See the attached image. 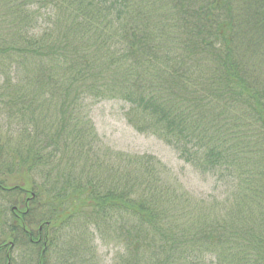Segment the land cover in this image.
<instances>
[{
	"label": "trees",
	"instance_id": "obj_1",
	"mask_svg": "<svg viewBox=\"0 0 264 264\" xmlns=\"http://www.w3.org/2000/svg\"><path fill=\"white\" fill-rule=\"evenodd\" d=\"M2 11L12 23L0 52L19 55L21 89L36 77L40 118L62 109L60 129L43 126L26 153L9 155L15 171L42 178L31 190L49 247L73 243L81 218L96 229L116 218L130 247L121 264H264V0H0ZM109 99L129 104L137 132L233 187L230 205L189 198L152 156L92 148L84 106ZM63 127L89 176L53 167ZM6 189L0 180L1 197L22 192Z\"/></svg>",
	"mask_w": 264,
	"mask_h": 264
},
{
	"label": "rangeland",
	"instance_id": "obj_2",
	"mask_svg": "<svg viewBox=\"0 0 264 264\" xmlns=\"http://www.w3.org/2000/svg\"><path fill=\"white\" fill-rule=\"evenodd\" d=\"M10 23H12V21L10 16L7 15V12H0V31L5 32L2 30V26L10 27ZM22 24L25 25V22ZM5 36H9V34L6 33ZM18 58L19 55L17 54L10 56L3 51L0 52V86L5 82V84L0 87V146H2L0 150V180H3L4 184L9 188L19 186L22 188V192L23 189L32 192L31 188L36 185L39 186V182L42 183V178L28 170L20 172L15 171V165H12V159L9 158V155L26 153L27 147L32 144L31 142L35 141V135L37 133L39 134L38 131H40L43 126H48L52 130L60 129L62 126L60 121L62 119L60 113L62 109L59 103H57V110H55V112L47 111L48 109L44 108L42 112L44 111L52 117L40 118L41 111H39L38 101L39 83L35 80L36 77L30 75V79L33 78L32 81L30 80L31 84L25 86V88H27L26 90L21 89L23 87L22 80L25 69L20 67L17 61H15ZM256 80L264 85L263 75ZM12 86H17L15 89L16 96L22 97V99L18 101V108L14 110L9 109L11 102L17 101V98H10L13 95L11 90ZM128 110L129 104L117 99L103 100L93 105L87 104L84 106V114L86 116L85 129L90 132L89 130L91 127L96 134V139L92 144V148L119 155L152 156L157 161L155 163L158 168L162 169L164 176L167 174V180H170L177 186L179 185L183 192L189 195V198L193 200L206 199L208 202L215 201V203L222 202V205L225 204L226 207L230 205L229 203H225V201H232L233 198L229 197L228 194L233 191V187L226 186L222 181H217L218 175L213 176L210 173L203 174L197 171L196 168L185 163L178 157L179 153L176 149L170 147V145H167L157 137L137 132L132 128L126 118ZM65 120H67V116ZM70 120L72 123L71 118ZM68 134V129L63 127L59 142H54L56 151L59 153H56L57 157L56 161L53 162V167L56 171L58 165L61 170L75 173L77 176H89V174L92 173V168L90 165L88 167L80 162V160L74 156L76 153L70 146ZM50 150H54L53 147H50ZM112 158L115 162L117 160H122L123 157L112 156ZM8 165L9 167L7 168L6 166ZM22 192L11 194L10 196L8 195V198L14 196V198L11 199L7 197L3 198L0 194V210L2 209V212L6 210L2 215L9 219L6 225L1 226L4 218H0L1 247L4 243H9L11 241L17 245L19 244L17 239L18 236H23L21 232H17L12 227L5 228V226H10L12 221H17L14 227L20 228L23 223V227L35 232L39 228L38 215H36L38 218L29 222L26 221L27 214L22 215L20 218H12L11 209L7 210L9 206L16 204L14 202L17 201L18 198L25 195ZM244 201L249 203V205L252 204L250 200ZM39 203L42 204L41 201H39ZM42 209V205H39V210L42 211ZM19 210L24 211L22 207H19ZM24 218L25 220H23ZM111 221L110 226L107 228L102 227L104 224L98 222L101 224V227L96 229L94 227L95 223L89 222V224L86 225L84 224L85 219L83 220V218H81L79 223L80 226H78L80 229H77L74 234L72 233L74 227L68 228L72 235L75 236L74 242L70 243L72 237H64L63 240L65 242L63 240L57 241L59 245L54 248L49 247V245L44 242L45 231L43 230L40 244L42 245L44 243L46 249L44 251L42 264H63L64 259L69 261L70 264H75V261L78 262L81 258H83L84 264H121L123 259L129 254L130 247L122 243L123 240L120 238L119 233L121 230L117 224L116 218ZM66 230L67 229L64 231ZM58 234L59 232L52 236ZM200 236H203V234L199 235V237ZM33 237L35 238L36 235H33ZM25 239L29 241L27 237H25ZM35 246L36 245H29V247L25 249L28 250V260L22 264H35L33 256L39 254V247ZM14 248L13 253L15 257H13L12 262H14V264H20L19 254L22 251H19L20 248ZM6 249L7 246L0 248V264H6ZM220 252L224 253L225 249L220 250ZM146 256L149 257L150 252H147ZM204 264H214V260L213 262H211V260H205Z\"/></svg>",
	"mask_w": 264,
	"mask_h": 264
},
{
	"label": "flooded vegetation",
	"instance_id": "obj_3",
	"mask_svg": "<svg viewBox=\"0 0 264 264\" xmlns=\"http://www.w3.org/2000/svg\"><path fill=\"white\" fill-rule=\"evenodd\" d=\"M22 193H24L25 195L23 197L18 198L17 201L14 202L16 203L15 205L9 206L13 217L20 218L22 215H25V214H30L31 216L39 215V205H41L39 203V198H37L35 195L33 196V193L27 189L23 190ZM19 207H22L24 211L19 210ZM23 226L24 225L22 223V227L20 228L14 227V230H16L19 233L21 232L23 234V236H20L21 241L26 240L25 237H27L30 243L27 245L22 242L16 245L13 241L9 243H4L2 247L7 246V249L5 252L6 264H12V263L14 264V262H12L13 257H15L13 253L15 249L14 247L20 248L19 251H22L19 254L20 264L24 263L25 261L27 262L28 250H25V249H27L29 245H32V246L36 245L35 247H39V254H35V256L33 257H34L35 264H42V259L44 257L43 255L45 253L44 251L46 249V245L44 243L42 245L40 244L42 241L43 228L39 226V228L35 232ZM33 235H36V237L34 238ZM2 247L0 246V248Z\"/></svg>",
	"mask_w": 264,
	"mask_h": 264
}]
</instances>
